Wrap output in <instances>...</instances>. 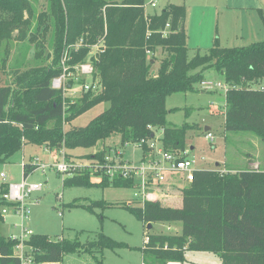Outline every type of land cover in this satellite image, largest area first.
Listing matches in <instances>:
<instances>
[{
    "label": "trees",
    "instance_id": "trees-1",
    "mask_svg": "<svg viewBox=\"0 0 264 264\" xmlns=\"http://www.w3.org/2000/svg\"><path fill=\"white\" fill-rule=\"evenodd\" d=\"M144 1L45 0L44 18L37 19L35 30L38 33L44 20L43 31L50 27L52 62H44L49 59L48 53L44 59L33 58L25 69H14L11 82L4 83V64L0 65V163L26 144L48 149L90 148L112 135H118L121 143H141L144 155L148 150L145 142L154 137L152 128L161 129L163 150L185 151L186 133L193 125L169 124L167 112L177 108L167 110L166 98L197 91L196 86L205 81L206 69L223 74L228 85L224 92V130L248 131L264 139V90L259 88L264 86V39L223 47L216 35L206 52L197 50L188 58L185 5L169 3L158 13H147ZM23 12L28 13L30 21L34 12L27 0H0V42L16 29L21 33L26 21ZM257 12L264 26V9L258 8ZM166 24L169 32L163 35ZM44 32H40L41 40ZM99 37L102 47L89 60L100 78V90L94 94L85 91L65 115L62 90L51 86L52 79L63 71L59 58L67 52L66 64L73 68L85 60ZM25 38L21 33L19 39ZM77 42L80 45L74 49ZM36 44L43 53V41ZM158 48L165 56L154 73L147 52L154 53ZM25 60L20 63L23 65ZM100 102L109 105L85 126L64 130V123ZM36 168L31 161L23 163V177ZM62 185L132 187L133 181L104 176L97 183L83 172L65 175ZM6 190L7 184L1 183L0 208L10 205L2 199ZM179 190V207L163 205L157 199L122 205L146 226L153 222L180 223L178 234H145L141 249L152 261L182 263L186 250H196L217 253L221 264H264V170L195 169L193 180ZM97 205L109 204L73 200L67 206L93 212ZM17 243L0 231V264H20L14 253ZM25 244L38 264L61 262L66 253H90L96 264H105L104 249L128 247L102 232L85 243L78 237L52 238L33 233Z\"/></svg>",
    "mask_w": 264,
    "mask_h": 264
},
{
    "label": "rangeland",
    "instance_id": "rangeland-1",
    "mask_svg": "<svg viewBox=\"0 0 264 264\" xmlns=\"http://www.w3.org/2000/svg\"><path fill=\"white\" fill-rule=\"evenodd\" d=\"M120 2L121 0H109ZM155 6L150 5V0L144 1V10L147 13H158L169 3L184 4L186 7V19L184 28L187 34L188 58H191L197 50L201 53L206 52L212 45L216 34L220 37L222 46H231L233 43H240L239 39L233 38L238 31L233 30L232 21L240 19V10L232 8L236 4H241L237 0H154ZM29 5H33V17L23 12V20L20 32L24 33L26 38L19 39V30L12 32V36H6L0 42V65L4 64L1 72V83L11 82L13 79L14 69L20 71L31 65L33 58L49 59L44 62H52L53 48L48 42L50 27L43 31V24L38 29L37 19H42V12L46 9L45 0H27ZM234 4V5H233ZM252 16H246L248 21L257 20L255 13ZM44 18V17H43ZM242 20V19H241ZM169 25L162 29V33L167 34ZM40 32H44L45 37L41 40ZM17 35V36H16ZM234 40V41H233ZM261 40V39H259ZM43 41L45 48L42 53L36 43ZM102 39L99 37L91 45V50L85 60L71 68L66 64L68 53H62L59 62L62 67L63 85L65 87L62 100L67 109L79 101L85 91L91 94L100 90V78L94 74L93 69L90 73H85L81 65H90L89 58L102 47ZM80 42L74 44V49H78ZM27 49L25 55L24 50ZM151 69L156 73L160 60L165 56L160 48L154 53L147 52ZM23 61V65L20 63ZM29 61V63L27 62ZM28 64V65H27ZM22 65V66H21ZM27 65V66H25ZM83 71V72H82ZM62 74V75H63ZM205 81L224 83V76L214 69L203 71ZM88 87L85 88V87ZM197 91L188 93H174L166 98L168 111L166 120L169 124L181 125L188 123L193 128L187 131L185 137V149L189 153V158L193 160V167H203L205 169H223L227 167L246 168L248 166L247 156H251L260 163L264 160V139L248 131H226L223 127L224 112V88H210L201 85L196 86ZM108 102H101L81 113L69 122L64 123V130L71 127L85 126L92 118L108 107ZM186 108L188 114L186 115ZM205 127H209L213 134V139L209 140L204 137ZM154 140L152 141L160 147L159 137L160 128H152ZM208 130V129H207ZM206 130V131H207ZM127 144V145H126ZM59 149V148H57ZM64 152L68 157H74L79 160L92 161L95 157L102 158L104 155L115 161L138 164L142 158L141 143L125 142L121 143L118 135L97 142L90 148L76 147L65 149ZM120 153V154H118ZM35 160L37 163L49 165L52 164L53 158L51 150L46 147L26 144L21 150L12 154L5 163H0V173L5 176L0 177L1 183H17L23 179V163ZM219 163V165H215ZM254 167V166H253ZM257 170H263L260 165L256 164ZM225 169V168H224ZM91 181L100 183L103 180L97 175L90 174ZM65 177L61 172L46 166L44 169L36 168L25 178L27 182L40 183V189L32 192L25 199L27 207V218H24V226L31 229L33 233L47 234L52 238L64 237L67 239H78L85 243L96 238L99 232L110 236L114 240L124 242L128 247L104 249L102 259L105 264H158L151 260L148 253H143L145 246V234L157 233H180L181 225L179 222H153L152 227L147 226L139 221L134 215L126 210L122 205L124 203L138 205L141 203L140 198L135 197L133 187H116V186H64L62 180ZM171 177H176L174 183L179 189L187 185L180 179V175H168V181ZM156 189V190H155ZM153 192L154 200H159L163 205L179 207L181 205V194L175 189H167L166 186L155 188ZM174 192L167 194L168 191ZM77 200L79 203L87 204L90 201H104L109 205H97L93 207V212H89L80 206L69 207L68 203ZM7 213L0 214V231L4 235L10 236L12 233L20 232L21 218L14 213L12 205H4ZM16 224V225H15ZM45 264H96L90 253H66L62 261L57 263ZM181 264H221V258L217 253L207 251L186 250L184 261Z\"/></svg>",
    "mask_w": 264,
    "mask_h": 264
},
{
    "label": "built area",
    "instance_id": "built-area-1",
    "mask_svg": "<svg viewBox=\"0 0 264 264\" xmlns=\"http://www.w3.org/2000/svg\"><path fill=\"white\" fill-rule=\"evenodd\" d=\"M149 3L151 6L156 5L154 0H150ZM166 26H168V24H166ZM81 69L85 71V73H90L93 67L92 64L81 65ZM62 74L52 79L51 86L55 89H61L62 94H64V74ZM200 85L203 87L209 86L210 88L222 87L225 91L228 88V85L225 83L221 84L219 82L211 81H203ZM85 88L88 89L87 86ZM259 88L264 90V86H260ZM63 105L65 108L64 101ZM204 137L212 140L213 134L210 130H207L205 131ZM149 140H154V138L152 137ZM146 145L148 150L142 155L138 164L128 163L127 161L122 162L120 158L115 163V161L109 159V157L105 155L102 158L95 157L92 161L79 160L74 157H68L63 150L64 147H60L59 149H49L52 153V164H40L35 160H31V162L32 164L37 165V168L44 169L46 166H49L66 176L88 172L97 175L101 179L104 176L109 180L119 177L130 178L133 181L132 187L134 188V195L135 197L140 198L141 202L144 200H154V188L167 185L168 183L173 184L176 177H171V180L168 181V175L178 174L180 175V179L187 183H190L193 180V172L196 168L193 167V160L185 155L187 152L186 150H163L161 147H158L154 141L148 144L146 143ZM256 168L258 167L254 165L253 169ZM4 176L5 174L1 172L0 177L3 178ZM25 178L23 177V179L17 183H6L7 190L2 193V199L10 203L15 209L14 213L21 218L20 232L10 234L11 239L18 241L14 250L15 255L20 259V264H38L33 260L31 248L25 244V241L31 234H33V232L31 229L24 226L23 220L24 218H27V207L25 205L26 197L32 192L40 189L41 185L38 182L29 183ZM6 213L7 209L6 207H3L1 209L2 216ZM166 264L178 263L167 262Z\"/></svg>",
    "mask_w": 264,
    "mask_h": 264
},
{
    "label": "crops",
    "instance_id": "crops-1",
    "mask_svg": "<svg viewBox=\"0 0 264 264\" xmlns=\"http://www.w3.org/2000/svg\"><path fill=\"white\" fill-rule=\"evenodd\" d=\"M237 2H240L241 4H236V5L233 4L234 6L232 8L240 10L239 14H241V18L237 19V20L234 19L232 21V27H233L234 33H235V31H238L233 39L235 41H237V39H239L240 43L237 44V42H235L231 46H223V47L243 46V45H247V44H250L252 42H255V41H259V39H261V40L264 39V26H263V23H262L259 15H258V12H257L258 8L264 9V0H237ZM251 12L255 13L257 20L248 21L246 19V16H249V17L252 16ZM217 37L219 39V43H221L220 37L218 35H217ZM224 106H225V104H224ZM186 109H191V108H186ZM208 130H210L209 127H208ZM159 139H160V137H159ZM188 155H189V153L186 152L187 157H189ZM247 160H248V166L246 168H253L254 165L258 164V165H260V168L264 170V160L260 163L259 161L254 160L249 155L247 156ZM215 165L217 166V165H219V163H216ZM195 168L196 169H202L203 167H195ZM224 168L225 169H245V168H238V167H234V166L227 167V168H226V166H224ZM95 181H93V182H95ZM163 186H166L167 189H170V187H171L172 190L175 189V192L176 191L180 192L179 186L176 187V183H173V184L168 183L167 185H163ZM154 189H153V192H155V190H156V189L155 190ZM166 193L171 194L174 192L168 191ZM176 263L181 264L180 262H176Z\"/></svg>",
    "mask_w": 264,
    "mask_h": 264
},
{
    "label": "water",
    "instance_id": "water-1",
    "mask_svg": "<svg viewBox=\"0 0 264 264\" xmlns=\"http://www.w3.org/2000/svg\"><path fill=\"white\" fill-rule=\"evenodd\" d=\"M208 129V127H205V131ZM151 227V224L149 223L148 225H147V228H150Z\"/></svg>",
    "mask_w": 264,
    "mask_h": 264
}]
</instances>
